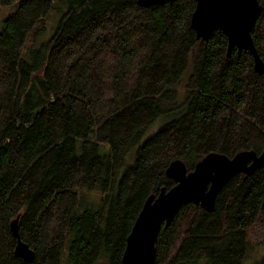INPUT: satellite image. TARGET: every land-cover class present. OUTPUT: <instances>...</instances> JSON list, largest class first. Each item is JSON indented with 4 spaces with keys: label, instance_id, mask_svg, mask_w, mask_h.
<instances>
[{
    "label": "trees",
    "instance_id": "1",
    "mask_svg": "<svg viewBox=\"0 0 264 264\" xmlns=\"http://www.w3.org/2000/svg\"><path fill=\"white\" fill-rule=\"evenodd\" d=\"M136 1L0 0L9 9L0 18V264H60L66 238L69 264L103 253L120 264L148 195L174 184L171 161L190 171L209 152L264 148V75L252 53L227 55L220 29L196 38L194 0ZM258 1L250 36L264 62ZM170 114L118 176L129 146ZM88 193L97 200L81 208ZM216 194L212 210L189 203L161 225L154 264H264V254L254 263L264 252V164ZM17 215L32 263L14 254Z\"/></svg>",
    "mask_w": 264,
    "mask_h": 264
},
{
    "label": "water",
    "instance_id": "2",
    "mask_svg": "<svg viewBox=\"0 0 264 264\" xmlns=\"http://www.w3.org/2000/svg\"><path fill=\"white\" fill-rule=\"evenodd\" d=\"M172 0H137L141 6L162 4ZM189 26L196 38H206L220 29L227 37V55L236 47L249 50L253 55L254 68L264 75L261 61L252 39L254 22L261 12L258 0H194ZM264 164V148L236 152L232 157L218 152H209L198 160L190 171L185 169L181 159H175L166 167L165 175L174 184L157 194H150L142 207L126 238L120 264H154L155 240L162 224H170L180 207L189 203L210 211L214 207L216 193L238 173L252 174ZM18 215L10 222V230L15 237L14 254L27 263H32L34 253L21 240L18 233Z\"/></svg>",
    "mask_w": 264,
    "mask_h": 264
},
{
    "label": "rangeland",
    "instance_id": "3",
    "mask_svg": "<svg viewBox=\"0 0 264 264\" xmlns=\"http://www.w3.org/2000/svg\"><path fill=\"white\" fill-rule=\"evenodd\" d=\"M61 5V7H60V9H59V11H56V12H58L59 14H56V15H60V13H62L64 10H65V6L64 5H62V4H60ZM9 12V9L8 8H6V9H4V8H0V18L2 19L7 13ZM53 18V20H55V19H57V18H55V16H53L52 17ZM54 25V23L53 22H50V23H48L47 24V29H46V31L45 32H43L41 35H40V38L42 37V35H44L43 36V38H47L48 37V35H49V33L51 34L53 31H50V30H52V28L54 27L53 26ZM184 77H185V75H184ZM179 91V90H178ZM183 91V90H182ZM184 95H185V92L183 91L182 93H180L179 95H178V97H176L174 100H173V104H176V105H179L180 104V102H182L183 101V98H184ZM180 110V109H179ZM178 110V111H179ZM176 113H177V110L174 112V113H172L173 115H176ZM172 114H170L169 116H167V117H165V116H160L159 118H161L160 119V123H159V125L158 124H156L155 123V125H153V126H151L147 131H145L146 133L142 136V137H140V139L135 143V144H132V146L130 147L129 146V149L127 150V152L125 153V155H124V157H123V161H122V164L120 165V168H119V170L117 171L118 172V176H120L122 173H123V170H125V168L126 167H128V166H130L132 163H133V161H134V156H135V152H136V149H137V146H138V144H140L146 137H148L151 133H153V132H155V130L156 129H159V127L164 123V122H166V121H168L169 119H171L172 118ZM165 120V121H164ZM162 121H164V122H162ZM161 122H162V124H161ZM152 130V132H150ZM150 132V133H149ZM100 143V145H103V142H99ZM107 151V146H101L100 148H99V152L101 153V154H103V153H105ZM89 195L87 196V197H82V199H83V201H82V203H84V204H81V208H84V207H87V206H91L92 204H94L95 203V201L97 200L95 197H97V193H88ZM257 225V224H256ZM255 225V226H256ZM254 230L256 229L255 227L253 228ZM262 229V228H261ZM261 229H259V230H261ZM263 230V229H262ZM68 242H69V239L68 238H66V243H65V245H64V248H63V250L61 251L62 252V254H61V257H60V261H61V263L60 264H69L68 263V260H67V255H66V252L65 251H67V247H68ZM261 254H264V252L262 251V252H259L256 256H255V258H254V263H256V262H259L260 261V258L258 257V256H261ZM107 262V257H106V255H105V253H103L99 258H98V260H97V262H95V264H107L106 263ZM245 263L246 264H251V261H250V258H248V259H246L245 260Z\"/></svg>",
    "mask_w": 264,
    "mask_h": 264
}]
</instances>
